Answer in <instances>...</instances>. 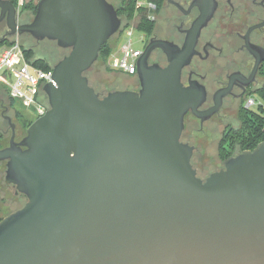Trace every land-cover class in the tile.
<instances>
[{
	"label": "water",
	"instance_id": "water-1",
	"mask_svg": "<svg viewBox=\"0 0 264 264\" xmlns=\"http://www.w3.org/2000/svg\"><path fill=\"white\" fill-rule=\"evenodd\" d=\"M3 19L0 39L29 34L68 51L43 86L46 112L0 150L27 198L0 220V264H264V139L204 180L180 141L186 111L206 115L203 88L180 81L195 39L166 44V67L147 63L146 46L139 90L100 96L84 72L121 26L111 2L39 0L19 23L0 0Z\"/></svg>",
	"mask_w": 264,
	"mask_h": 264
},
{
	"label": "flooded vegetation",
	"instance_id": "flooded-vegetation-1",
	"mask_svg": "<svg viewBox=\"0 0 264 264\" xmlns=\"http://www.w3.org/2000/svg\"><path fill=\"white\" fill-rule=\"evenodd\" d=\"M7 1L16 10L17 22L29 21L30 13H21L14 0ZM147 2L151 3L149 10H145L148 22L144 29L138 30L142 37V52L150 45L149 65L166 67L169 56L174 55L166 44L182 48L186 39H195L194 52L180 69V81L184 86L194 83L203 88L204 97L197 110L206 112V115L201 119L188 109L184 114L180 141L192 147L191 166L204 180L211 172L220 169L226 158L241 151L242 134L249 137L250 124L242 121L238 111L242 105L250 109L242 100L261 81L264 0ZM201 18L204 19L203 25L193 37L192 26ZM120 29L121 26L117 33ZM6 31L3 19L0 21V37ZM119 74L123 80L132 79L134 82L117 89L139 90L137 74ZM23 111L14 100H0V150L9 147L11 141L18 143L26 134L29 125L21 116ZM249 143L250 140L246 141V145ZM6 169L7 159H0V220L27 201L16 184L6 178Z\"/></svg>",
	"mask_w": 264,
	"mask_h": 264
},
{
	"label": "built area",
	"instance_id": "built-area-1",
	"mask_svg": "<svg viewBox=\"0 0 264 264\" xmlns=\"http://www.w3.org/2000/svg\"><path fill=\"white\" fill-rule=\"evenodd\" d=\"M38 1L17 0L16 7L21 9L26 4L37 5ZM150 7L151 3L147 0H136V11L149 10ZM136 29L139 28L133 23L120 29L118 36L123 41L114 45L109 55L108 64L111 69L128 75L136 74L137 60L142 52V48L134 44ZM137 40L142 42V37L139 36ZM48 82L54 83L52 68L44 70L31 64L24 54L18 35H14L9 45L0 46V84L23 109L28 108L36 118L48 109L47 97L43 91V86ZM244 104L250 109H257L259 105L264 108V104L253 95H249Z\"/></svg>",
	"mask_w": 264,
	"mask_h": 264
},
{
	"label": "trees",
	"instance_id": "trees-1",
	"mask_svg": "<svg viewBox=\"0 0 264 264\" xmlns=\"http://www.w3.org/2000/svg\"><path fill=\"white\" fill-rule=\"evenodd\" d=\"M108 1L113 4L118 16L122 20L121 28L132 22L134 18H137V22H136L137 28L139 29L145 28L146 23L148 22L146 11L145 10L136 11L135 8L136 0H108ZM14 4L15 6L17 5V0H14ZM35 10H36V5H32V4H26L20 9L21 13L27 12L32 14L35 13ZM24 35L28 36L29 43L27 44L25 41L24 42L20 41V45L28 61H30L31 64L36 65L37 67H40L44 70H48L52 68L55 62L57 61V59L59 58V57L57 58L56 55L57 50L49 49V51H46V53H42L40 55L36 54L35 52H37V48L39 46V43H41V41L36 42L29 34H24ZM113 36H111L109 39H111ZM13 39H14V35L6 36L3 39H0V46L9 45L10 43H12ZM109 39L101 46L97 58L102 57L103 59H105L110 55L111 51L113 50V46L116 43V36L114 37L115 40L112 46H109L108 44ZM42 41L47 42L50 40L45 39ZM50 42H54V41H50ZM93 64L84 72V74L88 77L89 84L93 86L94 90L98 92V94L101 96L103 94L100 91H98V89L93 83H91L90 75H88V73L86 74V72L93 67ZM109 69L113 70L110 67ZM123 75H128V74L123 73ZM260 76H261L260 83L256 87L250 90L249 95H254L258 100H260L264 104V66L261 68ZM96 82H102L101 76L99 74L97 75ZM114 89L117 88L115 87ZM0 90L3 91L7 99L15 101V99H13L9 95L6 89H3L0 86ZM248 96H246L242 100V102H245V99ZM238 114L242 118V121L245 122V124H250L248 127V130H250L249 137L243 134L240 137V150L252 149L259 141L264 139V108L261 105H259L257 109H246L242 105L241 107H239ZM34 118L36 117L32 115V118L28 119V124L31 123ZM248 140H250V143L249 145H246V141Z\"/></svg>",
	"mask_w": 264,
	"mask_h": 264
},
{
	"label": "rangeland",
	"instance_id": "rangeland-1",
	"mask_svg": "<svg viewBox=\"0 0 264 264\" xmlns=\"http://www.w3.org/2000/svg\"><path fill=\"white\" fill-rule=\"evenodd\" d=\"M27 13V12H26ZM34 14L30 13V19L32 18ZM29 19V20H30ZM137 22V18H134V20L130 23H133L134 25H136ZM3 27V24L1 25ZM116 36V43L114 44L115 46L120 44L123 41L122 37L118 36V33H116L111 39H109L108 44L109 46H112L114 43V37ZM118 36V38H117ZM140 36V31L138 29L135 30L133 38H134V44L136 47H140L142 48V42H139L137 40V38ZM19 41L22 42H26L27 44L29 43V38L27 35H18ZM114 47V46H113ZM49 49H54L57 50V58L60 59L65 53H67V49H63L58 47L54 42H44L41 41V43H39V46L37 48V52H35L36 54H42V53H46V51H49ZM56 58V59H57ZM108 58L103 59L102 57L97 58V60L95 61V63L93 64V67L90 68L86 74L88 73V75H90V80L91 83H93L96 88L98 89V91H100L102 94H105L107 91H110L112 89L116 88H123L126 87L127 85L132 84L134 81L132 79H128V80H123L120 77L119 72L114 71V70H110L108 67ZM57 59V60H58ZM101 76L102 82H96V78L97 75ZM0 86L5 89V87L3 85L0 84ZM93 87V86H92ZM47 99V98H46ZM0 100H9L7 99V97L5 96V94L3 93V91L0 90ZM18 103V102H17ZM19 104V103H18ZM19 115H21L19 113ZM26 120L32 118V113L31 111L27 108L24 109L22 115ZM36 118H34L33 120H35ZM30 124V123H29ZM28 124V125H29Z\"/></svg>",
	"mask_w": 264,
	"mask_h": 264
}]
</instances>
